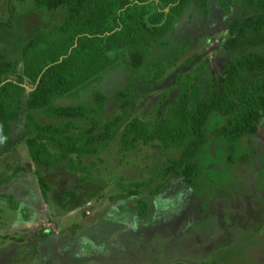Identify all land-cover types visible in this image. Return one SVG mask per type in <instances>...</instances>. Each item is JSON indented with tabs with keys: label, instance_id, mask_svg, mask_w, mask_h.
<instances>
[{
	"label": "rangeland",
	"instance_id": "rangeland-1",
	"mask_svg": "<svg viewBox=\"0 0 264 264\" xmlns=\"http://www.w3.org/2000/svg\"><path fill=\"white\" fill-rule=\"evenodd\" d=\"M250 12L232 6L230 0H210L205 20L190 5L170 36V49L154 51L157 57L173 58L176 65L156 84L139 79L132 116L154 121L161 107L172 104L179 92L174 78L194 68L182 66L194 55L209 60L207 72L194 86V98L201 99L233 56L222 47L225 26ZM64 16L62 9L39 8L36 0H0V53L20 59L22 46L40 28L61 24ZM178 48L184 53L175 57ZM102 77L90 89L57 104L92 103L90 91L98 88L108 96L101 115L108 120L119 110L116 93L128 91L132 84L124 62ZM37 118L42 124L54 121L42 112ZM25 121L23 117L14 126V150L0 157V264H264V126L242 142L248 161L231 164L219 135L226 118L213 115L208 143L198 156L202 171L195 184L173 175L157 195L150 192L158 183L140 197L123 198V184L148 181L183 150L141 145L122 154L114 142L102 154L84 158L93 180L80 183L81 172L60 167L46 172L35 165L26 144ZM37 171L52 186L49 202L43 198ZM68 189L78 196L63 203L60 196ZM141 209L146 211L143 215Z\"/></svg>",
	"mask_w": 264,
	"mask_h": 264
},
{
	"label": "trees",
	"instance_id": "trees-1",
	"mask_svg": "<svg viewBox=\"0 0 264 264\" xmlns=\"http://www.w3.org/2000/svg\"><path fill=\"white\" fill-rule=\"evenodd\" d=\"M230 2L251 12L244 18L235 16L225 26L227 38L222 47L233 56L224 63L221 75L196 100L194 86L207 72L209 60L197 55L188 58L182 66L194 68L176 74L178 96L161 107L153 121L132 116L134 87L139 79L158 83L176 65L173 58L157 57L154 51L170 49V36L190 5L207 20L210 0H36L39 8L62 9L65 16L61 24L40 28L22 46L20 59L0 53V157L14 150L13 129L23 117L26 144L35 165L46 172L57 167L81 172L80 183L93 180L84 158L102 154L114 142L122 154L141 145L182 149L179 157L157 169L148 181L122 185L123 198L149 193L146 188L156 183L150 194L157 195L173 175L187 184L196 183L202 171L198 156L209 140L207 126L218 114L226 118L219 135L228 162H247L242 142L264 126V0ZM183 53L178 48L174 56ZM123 62L132 85L129 92L120 89L116 93L120 103L113 117L102 120L108 96L98 88L90 91L92 103L57 104L90 89ZM37 112L54 121L42 124ZM36 174L43 198L49 202L52 186L40 171ZM4 196L13 200L11 195ZM77 196L68 189L60 200L65 203ZM145 212L141 209L140 213Z\"/></svg>",
	"mask_w": 264,
	"mask_h": 264
},
{
	"label": "water",
	"instance_id": "water-1",
	"mask_svg": "<svg viewBox=\"0 0 264 264\" xmlns=\"http://www.w3.org/2000/svg\"><path fill=\"white\" fill-rule=\"evenodd\" d=\"M32 91V89H30L29 87H28V92H31Z\"/></svg>",
	"mask_w": 264,
	"mask_h": 264
}]
</instances>
